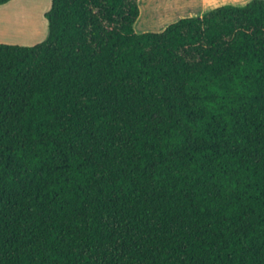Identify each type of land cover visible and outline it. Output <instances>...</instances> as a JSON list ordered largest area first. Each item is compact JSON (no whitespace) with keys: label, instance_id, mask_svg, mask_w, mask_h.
Here are the masks:
<instances>
[{"label":"trees","instance_id":"trees-1","mask_svg":"<svg viewBox=\"0 0 264 264\" xmlns=\"http://www.w3.org/2000/svg\"><path fill=\"white\" fill-rule=\"evenodd\" d=\"M138 16L51 0L0 42V264H264V0Z\"/></svg>","mask_w":264,"mask_h":264},{"label":"crops","instance_id":"crops-1","mask_svg":"<svg viewBox=\"0 0 264 264\" xmlns=\"http://www.w3.org/2000/svg\"><path fill=\"white\" fill-rule=\"evenodd\" d=\"M22 0H9L5 3L0 4V16L3 15V9L9 7L14 2ZM250 0H185V1H178V0H158V5L155 7L148 4L147 0H138L139 5V16L137 21L138 29L135 31L137 32H144V31H161L163 30L166 25L171 22H174L182 17L187 16H201L205 12L222 6V5H234V6H243L248 3ZM155 3V2H154ZM51 5V0H48L47 6L41 11V16L43 18L44 13L49 10ZM189 6V7H186ZM151 8H156V12L154 13V18L151 20L149 16L145 14V10H150ZM158 21H162V24L158 23ZM46 29L47 28V20H46ZM159 25V27H158ZM36 37H39L42 33L41 29L38 31L35 29L33 30ZM37 31V32H36ZM46 37V36H45ZM43 37V39L45 38ZM42 39V40H43ZM39 41V40H38ZM38 41H13V40H4L0 39L1 43H9V44H19V45H32L37 43Z\"/></svg>","mask_w":264,"mask_h":264},{"label":"rangeland","instance_id":"rangeland-1","mask_svg":"<svg viewBox=\"0 0 264 264\" xmlns=\"http://www.w3.org/2000/svg\"><path fill=\"white\" fill-rule=\"evenodd\" d=\"M180 2L185 0H178ZM148 4L155 7L158 0H147ZM155 2V3H154ZM48 0H22L14 2L9 7L3 9V15L0 16V39L13 41H41L47 35L46 18L41 16V11L47 6ZM189 7V6H186ZM145 14L152 20L156 8L145 10ZM136 22L135 28L138 29ZM162 24V21H158ZM159 27V25H158ZM41 29L42 33L39 37L33 30ZM36 31V32H37ZM38 41V42H39ZM17 44V43H16Z\"/></svg>","mask_w":264,"mask_h":264}]
</instances>
